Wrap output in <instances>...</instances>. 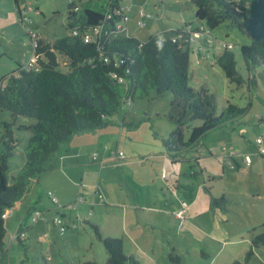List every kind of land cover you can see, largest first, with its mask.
<instances>
[{
    "label": "rangeland",
    "instance_id": "obj_1",
    "mask_svg": "<svg viewBox=\"0 0 264 264\" xmlns=\"http://www.w3.org/2000/svg\"><path fill=\"white\" fill-rule=\"evenodd\" d=\"M87 1L17 0L16 4L15 0H0V80L12 73L17 64L24 65L29 60L33 51L29 31L39 33L48 44L71 35V29L67 28L69 5L74 3L82 7ZM120 3L129 5L127 31L120 32L121 36L146 41L153 34L170 35L173 30L194 32L196 38L190 47L188 84L195 89L206 88L214 96L217 115L227 102L247 107L243 117L211 131L202 140L196 152L201 155L199 164L196 160L172 164L164 154V141L176 128L168 116L172 96L169 92L160 97L152 93L136 98L132 106L123 104L110 119V125L118 126L126 118L121 124L126 131L125 140L118 144L121 149L126 142L139 149L143 157L151 155L145 164L144 161L137 162L135 176L149 179L158 171L157 182L162 185L157 187L155 183L161 212L155 213L156 208H152L153 212L147 206L139 210L144 220V226L140 228L143 238L136 241L127 235L123 240L124 253L134 256L141 264H230L236 260L241 264H264V155L258 154L260 145L257 143L258 138L264 140V83L260 78L256 85L247 83L240 54V46L250 44L251 37L226 21L211 30L210 37L216 42L211 45L206 41V32L202 33V27H207L205 22L195 17L192 0H121ZM17 5L20 10L26 9L29 23L19 21ZM29 5L32 10H27ZM185 24L190 26L185 27ZM222 41L234 45L231 51L243 77L240 86L230 83L217 63V56L223 50ZM57 60L62 64L63 57L59 54ZM11 121H14L11 128L18 143L7 160L9 180L23 165V151L30 135V131L17 127L33 120L23 116L12 119L8 111H0V153L4 123ZM200 122L196 120L184 125V141L191 128ZM88 132L92 131L82 133ZM192 155L187 152L185 158L191 159ZM139 158L138 155L136 161ZM50 172L31 180L26 195L36 190L49 207L52 201L46 196L49 184L46 177ZM129 182L135 187L131 176ZM150 187L154 185L140 190L149 205L152 204ZM136 196L132 195V202L144 200L138 201ZM221 196L225 202L220 200ZM213 200L216 204H212ZM20 202L12 209L15 210ZM81 208L77 209L81 214L77 229L67 228L64 234L52 219L47 224L42 220L33 222L35 226L31 228L32 221L28 218L26 245L13 240L7 246L15 224L11 219H5L7 249L0 253V264H80L84 261L105 264L108 254L97 237L96 228L102 236L121 238L124 230L119 215H93ZM131 210L134 216V209ZM56 216L54 213L52 218ZM130 220L134 222L133 218ZM100 225L107 234L101 233ZM47 227L51 230L46 231ZM125 264L132 263L127 261Z\"/></svg>",
    "mask_w": 264,
    "mask_h": 264
},
{
    "label": "trees",
    "instance_id": "obj_2",
    "mask_svg": "<svg viewBox=\"0 0 264 264\" xmlns=\"http://www.w3.org/2000/svg\"><path fill=\"white\" fill-rule=\"evenodd\" d=\"M120 2L88 0L82 7L70 4L68 29L103 24L104 28L110 30V36L102 38L98 44L85 43L72 35L57 39L52 44L41 39L36 49L39 56L37 68L24 69L22 64H17V68L1 80L4 86L0 87V111H8L12 119L23 116L33 122L17 127L30 131V135L23 151V165L15 176H11V180L7 177V160L18 140L11 128L14 121L4 123L0 153V253L7 249V211L25 199L31 180L55 167L53 155L59 146L70 142L75 134L107 126L123 104L132 106L134 99L148 97L152 93L156 97L168 92L172 95L168 116L176 128L164 141V154L172 164L190 163L192 160L198 162L201 155L196 152L202 140L211 131L222 129L247 113V107L227 102L217 115L214 96L206 88L195 89L188 84L194 32L173 30L170 35L153 34L146 41L115 33L113 28L120 19L117 13ZM192 2L195 17L207 26L202 27V33L206 32V41L210 39L211 45L216 43L210 37L211 30L226 21L251 37L250 44L240 46L247 83L256 85L257 78L264 83V0ZM17 9L19 11L18 5ZM187 26L190 25L185 24ZM222 49L217 63L229 82L240 86L243 77L237 69L235 55L232 49ZM59 54L63 57L62 64L57 60ZM196 120L201 121L200 124L191 128L188 139L184 141V125ZM258 139V145L264 146V140ZM187 152L193 153L191 159L185 158ZM220 200L225 202L224 196ZM52 202L57 204L53 199ZM212 204H216V200ZM33 210L26 213V219ZM72 229H77V224ZM20 230H23L25 237L14 240L26 245L29 240L27 229L20 224L16 231ZM96 233L108 254L105 264H125L127 261L141 264L134 256L124 253L122 238L102 236L97 228ZM80 264L97 263L84 261ZM230 264L241 262L236 260Z\"/></svg>",
    "mask_w": 264,
    "mask_h": 264
},
{
    "label": "crops",
    "instance_id": "obj_3",
    "mask_svg": "<svg viewBox=\"0 0 264 264\" xmlns=\"http://www.w3.org/2000/svg\"><path fill=\"white\" fill-rule=\"evenodd\" d=\"M125 120L126 118H123L118 126L108 124L91 133L75 134L70 142L59 146L53 155V160L56 163L55 167L50 170L51 172L49 171L50 173L46 177L49 181L48 187H46V196L52 201L48 195L51 192L55 196L57 204L51 202L52 204L49 207L44 203L41 194L37 195L36 190L30 191V194L23 202H20L15 210L7 211L5 219H11L15 224L14 231L9 233L7 246L12 243L10 237L16 232L20 224H22L23 229H27L28 218H25L26 213L36 208L44 212V219H39L36 222L42 220L45 224L52 219L54 213L59 214L67 225L74 222L77 224V221L80 220L79 215H81L77 212L79 206L82 207V211L93 212V215L94 213H98L99 216L118 214L124 230L121 236L122 240H125L127 235L136 241L143 238L141 235L143 234L141 233L142 229L140 228L144 226V220L141 218L139 210L147 206L151 211H153L152 208H156L155 213L161 212L160 208L162 207L161 205L158 206L157 202V187H162V185L157 182L158 171L149 179L135 176L134 171L137 170V162L144 161L145 164L146 158H150L151 155L143 157L144 154L139 149L130 144L128 145L126 142L123 143L124 148L119 147V141L125 140L126 136L124 126L121 125ZM116 122L118 120H115ZM109 127L111 131H108ZM111 150H123L125 159L105 161L103 166L97 160L92 159L91 155L94 152L99 153L101 157H106L105 155ZM89 153L90 157L88 156ZM138 155L140 158L139 161H136ZM162 175L163 173H161V177ZM129 176L135 183V187L130 184ZM155 183H157V187H155ZM153 185L154 187H150L152 190L150 193L152 204L149 205L148 202H145V194L141 193L140 190ZM132 195H137L138 201L140 199L144 200L134 203L132 202ZM81 196L83 200L78 201ZM81 203L84 205H80ZM131 208L134 209V216ZM157 216V214L154 215V220ZM130 218H133L134 222ZM34 226V223H32L30 227L33 228ZM98 227L104 235L106 232L103 225ZM48 230H51V228L47 227L46 231Z\"/></svg>",
    "mask_w": 264,
    "mask_h": 264
},
{
    "label": "built area",
    "instance_id": "obj_4",
    "mask_svg": "<svg viewBox=\"0 0 264 264\" xmlns=\"http://www.w3.org/2000/svg\"><path fill=\"white\" fill-rule=\"evenodd\" d=\"M33 8L31 7V5L28 6L27 10H32ZM75 10H77V7L74 8ZM129 10V5H125L122 6L120 4V8L117 11V13L120 15V19L115 22V28H113L115 30V33L118 32H126L127 28H126V23L128 21V16L126 11ZM19 19L21 20L22 23H29L30 22V18L26 15V9L20 10L19 9ZM140 13L143 14V10H140ZM108 17L110 18V15H108ZM114 33V34H115ZM70 34L74 37H77L79 39H81L83 42L85 43H100L102 38H108L110 36V30L106 29L103 27V24L101 25H97L91 28H86V27H73L71 28V32ZM28 36L30 37V42L33 48L32 53L30 54V58L27 61V63H25L23 65L24 69H36L37 68V60H38V54L36 53V49L38 48L39 44H40V40L42 39V36L37 33L36 31H29ZM193 37L196 38V36L193 34ZM192 37V38H193ZM191 38V39H192ZM194 38V40H195ZM174 40V39H173ZM209 42H211V40H208ZM221 47L225 48V49H233L234 45L232 43H228V42H221ZM104 60H107L106 57H104ZM123 60H121L122 62ZM4 83H2V81L0 80V87H3ZM258 142L260 143V139H258ZM258 154L260 155H264V146L260 145L259 146V150H258ZM106 157H101V155H99V153L94 152L92 154V158L94 160H97L101 166H103V162L105 161H109V160H114V159H119V160H123L125 159V154L123 151H118V150H111L108 154L105 155ZM51 197V199L56 201V198L52 195V193H48ZM101 196V195H100ZM83 197H79L78 201H82ZM7 215V214H6ZM6 217V216H5ZM39 219H44V212L40 209H34L30 216H29V220L33 222H36ZM53 223H55V225H59L60 231L63 233L66 231L67 228H75L76 224L72 223L70 225H67L62 217L60 216H56L53 218ZM25 237V233L23 232V230L20 231H16L14 234L11 235L10 237V242H12L14 240V238H23Z\"/></svg>",
    "mask_w": 264,
    "mask_h": 264
}]
</instances>
